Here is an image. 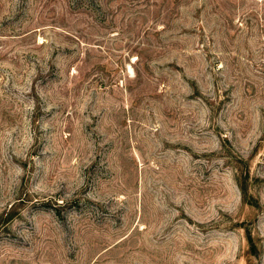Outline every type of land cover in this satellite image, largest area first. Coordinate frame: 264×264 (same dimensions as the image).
<instances>
[{
    "label": "rangeland",
    "instance_id": "1",
    "mask_svg": "<svg viewBox=\"0 0 264 264\" xmlns=\"http://www.w3.org/2000/svg\"><path fill=\"white\" fill-rule=\"evenodd\" d=\"M0 264H264V0H0Z\"/></svg>",
    "mask_w": 264,
    "mask_h": 264
}]
</instances>
